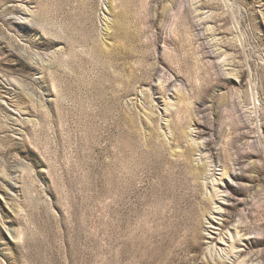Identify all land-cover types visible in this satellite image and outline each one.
I'll return each instance as SVG.
<instances>
[{
    "label": "rangeland",
    "instance_id": "374dc122",
    "mask_svg": "<svg viewBox=\"0 0 264 264\" xmlns=\"http://www.w3.org/2000/svg\"><path fill=\"white\" fill-rule=\"evenodd\" d=\"M0 264H264V0H0Z\"/></svg>",
    "mask_w": 264,
    "mask_h": 264
},
{
    "label": "bare ground",
    "instance_id": "6f19581e",
    "mask_svg": "<svg viewBox=\"0 0 264 264\" xmlns=\"http://www.w3.org/2000/svg\"><path fill=\"white\" fill-rule=\"evenodd\" d=\"M212 221H213V222L210 221V222L208 223V226L206 225V226H207V230L210 231V232H208L207 235H205L207 241H208V240L212 241V240L215 238V237L213 236V235L216 233V232H214L215 229H219V228H216V227H213V226H212V224L217 225V223H216L215 220L212 219ZM208 227L212 228V230L209 229Z\"/></svg>",
    "mask_w": 264,
    "mask_h": 264
}]
</instances>
